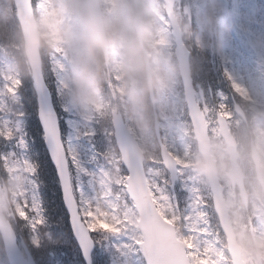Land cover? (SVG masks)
<instances>
[{
  "label": "snow or ice",
  "instance_id": "obj_1",
  "mask_svg": "<svg viewBox=\"0 0 264 264\" xmlns=\"http://www.w3.org/2000/svg\"><path fill=\"white\" fill-rule=\"evenodd\" d=\"M38 2L27 0L30 8ZM42 7L47 17L49 13ZM55 23L53 20L50 34L53 42L58 40ZM58 53L66 57L63 49ZM53 73L49 80L37 81L35 93L30 91L24 102L26 113H31L28 125L35 140L22 123L27 115L14 126H0V165L24 167L34 184L17 212L18 219L32 229L48 225L62 240L47 250H41L35 242L29 249L35 264H220L221 253L213 239V205L181 181L176 168L186 166V162L179 156L165 152L169 175L154 190L135 185L128 178L121 180L115 193L103 185L102 191H97L93 167L98 165L99 138L94 130L82 129L62 106L61 60H55ZM224 76L231 82L232 93L246 94L229 70L225 69ZM20 83L17 80L15 85ZM8 88L16 90L11 83ZM234 98L225 91L213 90L210 84H201L188 119L201 130L206 125L223 130L226 121L232 119L230 105ZM52 188L59 195L55 212L49 196ZM182 191L192 193L184 203L183 215ZM180 220L186 223L184 233L169 236L168 229ZM138 221L146 226L143 231L135 228Z\"/></svg>",
  "mask_w": 264,
  "mask_h": 264
},
{
  "label": "clouds",
  "instance_id": "obj_2",
  "mask_svg": "<svg viewBox=\"0 0 264 264\" xmlns=\"http://www.w3.org/2000/svg\"><path fill=\"white\" fill-rule=\"evenodd\" d=\"M66 13L79 21L81 31L61 33L65 46L73 52L72 76L73 85L71 100L82 108H90L96 99L97 89L106 78L110 69V53L120 43L122 30H127L129 39L123 49L126 71L138 78L144 76L148 51L147 44L135 35L136 24L143 11L138 0H123L116 18L103 16L90 0H68ZM147 26L142 29L146 37ZM163 77L154 74L153 78L143 85L145 89L162 88Z\"/></svg>",
  "mask_w": 264,
  "mask_h": 264
},
{
  "label": "rangeland",
  "instance_id": "obj_3",
  "mask_svg": "<svg viewBox=\"0 0 264 264\" xmlns=\"http://www.w3.org/2000/svg\"><path fill=\"white\" fill-rule=\"evenodd\" d=\"M104 1H106V0H102V2H104ZM116 1L117 2H115L114 9H116L117 4H118V0H116ZM182 1L185 2L189 6H192V8H193V6L195 8L201 7V3L199 0H187V1L181 0V2ZM147 2H148L147 0H138V3L143 8L142 13L144 16L142 18V21L145 22V24H146L145 26H147L149 29V31L147 32V36L146 37L144 36L145 37L144 41L147 42L149 47H150V45L153 46L155 43H157L156 48H154V52L153 51L151 52L148 49V53L150 55L152 54L154 60H156V62H158V64L154 68L155 73L161 75L163 77L164 81H166V83H169L170 73L164 69V67L162 66V62H160V60H159V55H161V56L164 55L172 47L169 39L167 38L168 37L167 30L169 31V29H168L167 24L164 25V23H163L164 20L161 19L163 17V13L160 12V4L157 3L155 5V7L153 8L152 3L147 5ZM217 3L219 4L218 0H217ZM254 3L258 4L259 2H256L254 0H235L234 7L237 10V8L240 6V8H243L246 10V12H245L246 15H252L251 12L253 10L251 8L253 7ZM42 5L46 7V9L49 13V15L47 17L44 14V8L42 7ZM57 7H58V5L54 0H39V3H38L39 18L38 19H39L41 26H44V27L47 26L50 29L49 31L48 30L45 31V34L47 35L49 40H51L50 34L53 31V27H52L53 20L56 21L55 31H56L57 36H58L57 41L61 44L60 47L65 50L66 46L61 39V33L67 32L66 22L63 19V16L62 15L60 16V11L57 9ZM222 7H223V4L220 5V8H222ZM261 7H262V10L264 11V4L262 3V1H261ZM52 14H54V16ZM238 14H241V13H238ZM116 15H114L115 18L118 17L119 10L116 11ZM202 15H203V13H201V10L198 9V15L197 16L202 17ZM201 19H203V18H198V24L202 25L203 23H202ZM243 19L246 20V18H243ZM229 20H230V13L226 14L222 20V22L224 21L225 28L223 31H224V38L226 40H227V37L229 35V28H230ZM246 23H247V20H246ZM184 24H185L184 28L186 29L188 27V23L184 21L183 25ZM254 27L256 28L257 26L255 25ZM260 27L262 28V36L264 37V23H263V21H262V25H260ZM122 37H123V44H126L128 41V37H129L128 31L126 33V31L124 30ZM194 39L196 40V37ZM262 41L263 40L261 39L260 42H262ZM240 58H241V61L243 63L244 68L248 67V64H246V62L243 60V57L240 56ZM119 60H120V58L118 56L114 57V63L116 65L119 64ZM62 64H63V71H64L63 76H62L63 84H64V87L68 88L67 90L72 95V90H73V85L71 83L72 74L63 62H62ZM119 65L121 66V63ZM249 67L251 70H254V71L255 70L257 71L258 67H260L261 69L264 70V63L262 62L258 66H257V64L254 66V64L251 63L249 65ZM121 72L125 73L126 72L125 68L124 67H120V68L116 67L114 74L116 76H118V78H119V77H121L120 76ZM2 73L5 74V71H2ZM2 77H4V76H2ZM257 78H259L262 81V78L259 75L258 71H257V75H256V77H254V79L257 80ZM126 86H127L126 82H124L123 85L121 83L119 89H122L123 87L125 88ZM124 93L128 96V99L131 100L133 102V104L136 106V101L138 98L136 89L130 88L128 91L126 88ZM161 96L163 97L162 105H164V110H163V112H164L166 110V107L168 106L167 101H166L165 91L161 92ZM97 98L98 97H97V93H96V99ZM76 105H77V107L79 106V104H77V103H76ZM100 106H103L102 102H100ZM110 106H111V102H108V106L106 108H109ZM82 110L85 112L84 108H82ZM133 123H134L133 128L139 134L143 143L148 144L149 134H148L146 127L143 124H141V122L138 118H134ZM79 125L82 129H89V127L86 123L80 122ZM106 131L111 132L109 127L106 128ZM256 132H257V136H258L259 140L261 141L260 147L262 150V154L264 155V128H260L258 126ZM169 134H171V132H169ZM106 153H107V159L109 160L110 168L107 170H104V172L106 174V178H102L100 176L96 177L97 191L101 192L102 189L100 188V186L103 185V187L105 189H111L112 192L115 193L116 191L119 190V185H120L121 180H122L121 168L119 166L120 156L115 151L114 146L111 144L108 145ZM13 167H14V170L16 172H20L19 174H17V182L18 183L16 184L15 189L20 190V193H23L24 190L28 186V184H27L28 177L26 176L27 171L22 166H13ZM111 169H113V171H111ZM113 184L116 185L115 188H113ZM102 200H103V197H101V201ZM13 204H14L15 208L17 210H19V208H20L19 201L15 200V201H13ZM5 209H6V211L9 212V206H7L6 204H5ZM235 216H237V213L235 214ZM238 220H240V223L237 224V231H238V234H239L241 240L245 241V237H247V233H248V227L246 226V222L242 219V216L239 214H238ZM135 228H136V224H135Z\"/></svg>",
  "mask_w": 264,
  "mask_h": 264
},
{
  "label": "water",
  "instance_id": "obj_4",
  "mask_svg": "<svg viewBox=\"0 0 264 264\" xmlns=\"http://www.w3.org/2000/svg\"><path fill=\"white\" fill-rule=\"evenodd\" d=\"M18 4H21L20 0H18ZM29 46H30V44L27 45V50H28Z\"/></svg>",
  "mask_w": 264,
  "mask_h": 264
}]
</instances>
